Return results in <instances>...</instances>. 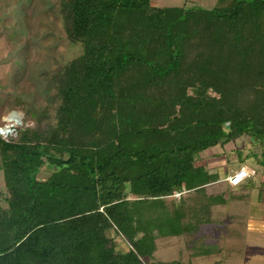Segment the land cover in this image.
I'll use <instances>...</instances> for the list:
<instances>
[{
    "label": "trees",
    "instance_id": "16d2710c",
    "mask_svg": "<svg viewBox=\"0 0 264 264\" xmlns=\"http://www.w3.org/2000/svg\"><path fill=\"white\" fill-rule=\"evenodd\" d=\"M60 3L82 52L46 88L55 113L0 134V264H158L159 239L201 233L214 223L204 213L224 204L207 193L216 176L200 155L248 136L264 166V0ZM183 191L200 207L171 208ZM191 248L218 253L205 240Z\"/></svg>",
    "mask_w": 264,
    "mask_h": 264
},
{
    "label": "rangeland",
    "instance_id": "374dc122",
    "mask_svg": "<svg viewBox=\"0 0 264 264\" xmlns=\"http://www.w3.org/2000/svg\"><path fill=\"white\" fill-rule=\"evenodd\" d=\"M217 2L153 0V6L210 9ZM60 5V0H0V133L11 126L19 130L14 131L10 138L4 136L5 139H15L23 128L37 126L34 116L28 113L47 108L55 113V106L45 97L46 88L59 71L82 52L81 46L71 45L66 38ZM55 93L52 92L53 97ZM14 114L17 120L10 121ZM54 122L49 118L43 120L44 125ZM261 151L255 140L245 136L224 148L219 146L199 156L197 166L207 165L210 174L216 176L214 172L217 171L218 178L224 179L222 172L232 176L242 167L249 171L253 169L258 175L253 178L251 186H248V180L236 188V192H226V205L215 206L204 213L214 223L203 227L201 233L159 239L154 263L264 264L263 252H260L263 255L257 262L246 261L247 250L252 253L264 251V166L254 158ZM50 172H43L42 178H47ZM4 185V174L1 172L0 189L4 190ZM224 185L223 182L218 188ZM131 199L135 197L131 196ZM167 202L171 208L180 207L181 210L198 208L195 192L176 193ZM185 214L191 213L186 211ZM107 236L115 241L117 251L125 253L130 250V244L114 230L107 232ZM203 240L206 245L216 246L218 253L196 257L191 247Z\"/></svg>",
    "mask_w": 264,
    "mask_h": 264
},
{
    "label": "crops",
    "instance_id": "0c3cea01",
    "mask_svg": "<svg viewBox=\"0 0 264 264\" xmlns=\"http://www.w3.org/2000/svg\"><path fill=\"white\" fill-rule=\"evenodd\" d=\"M205 166L207 167V165H205ZM222 168L223 167H221V169ZM251 172H255V175H253L249 179V182H247V184H249L248 186L252 185L253 178L258 175L257 172L255 170H253V169L251 170ZM214 173L217 174L216 176H219L217 171H215ZM210 175L214 176L213 173H211ZM222 175H223L222 177L224 179L216 177V179H215L216 181L214 183L210 184L209 186H207L206 189H207V193H208L209 196H223L224 205H226L228 201L224 198L225 193L226 192L233 193V191L236 192L237 190L235 191L236 188L231 187L230 184L227 182V179H228L229 176H231V174L228 173L227 175H225L222 172ZM223 182L225 183V185L223 187H221V188H218L220 184H223ZM191 193H194V192H190V194ZM200 200H201V197L199 196L198 197L199 207H200ZM207 226H209V225H207ZM246 252L248 254V256L246 255L247 256L246 257V261L247 262H251V263L252 262H257V259L259 257L261 258V256L264 254V251H262V250L259 251V252H255V253H252L251 251L248 252V250ZM260 252H263V254L262 253L260 254ZM258 262L260 263V261H258Z\"/></svg>",
    "mask_w": 264,
    "mask_h": 264
},
{
    "label": "built area",
    "instance_id": "2783aa9c",
    "mask_svg": "<svg viewBox=\"0 0 264 264\" xmlns=\"http://www.w3.org/2000/svg\"><path fill=\"white\" fill-rule=\"evenodd\" d=\"M253 175H255V172H251L246 168H241L239 172L230 176L227 181L231 187L237 188L248 181Z\"/></svg>",
    "mask_w": 264,
    "mask_h": 264
},
{
    "label": "water",
    "instance_id": "95a60500",
    "mask_svg": "<svg viewBox=\"0 0 264 264\" xmlns=\"http://www.w3.org/2000/svg\"><path fill=\"white\" fill-rule=\"evenodd\" d=\"M5 130H6V134H4V132H3ZM5 130H2V132L0 134L3 136H7L8 138L11 137V135L14 131H19L15 126H11L10 128H7Z\"/></svg>",
    "mask_w": 264,
    "mask_h": 264
},
{
    "label": "bare ground",
    "instance_id": "6f19581e",
    "mask_svg": "<svg viewBox=\"0 0 264 264\" xmlns=\"http://www.w3.org/2000/svg\"><path fill=\"white\" fill-rule=\"evenodd\" d=\"M17 115H12L11 117H10V121H16L17 120ZM4 132V134H6V130L5 131H3Z\"/></svg>",
    "mask_w": 264,
    "mask_h": 264
}]
</instances>
